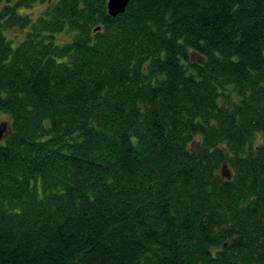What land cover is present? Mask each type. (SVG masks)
<instances>
[{
  "label": "trees",
  "instance_id": "16d2710c",
  "mask_svg": "<svg viewBox=\"0 0 264 264\" xmlns=\"http://www.w3.org/2000/svg\"><path fill=\"white\" fill-rule=\"evenodd\" d=\"M108 2L0 0V264H264V0Z\"/></svg>",
  "mask_w": 264,
  "mask_h": 264
},
{
  "label": "rangeland",
  "instance_id": "374dc122",
  "mask_svg": "<svg viewBox=\"0 0 264 264\" xmlns=\"http://www.w3.org/2000/svg\"><path fill=\"white\" fill-rule=\"evenodd\" d=\"M46 7L45 3H40L38 2L37 4H35L33 7L31 8H22L20 9L19 13L20 14H27L29 15L32 19H37V17L41 14V11L44 10V8ZM18 35V31L12 30V31H8L7 32V36L10 37H17ZM23 33H21L20 38L23 37ZM67 35L63 34L61 36L57 37V40L59 42H63L68 40V38L66 37ZM11 39V38H10ZM17 42L15 41L14 44H16ZM197 61H199V58H195ZM10 119L8 116L6 115H0V131L3 130V135L2 138L4 137V135H6V133H8V131L10 130Z\"/></svg>",
  "mask_w": 264,
  "mask_h": 264
},
{
  "label": "water",
  "instance_id": "95a60500",
  "mask_svg": "<svg viewBox=\"0 0 264 264\" xmlns=\"http://www.w3.org/2000/svg\"><path fill=\"white\" fill-rule=\"evenodd\" d=\"M130 1L131 0H109L108 5H106L109 16L116 17L123 14ZM1 135H3V130L0 131V140L2 138Z\"/></svg>",
  "mask_w": 264,
  "mask_h": 264
}]
</instances>
